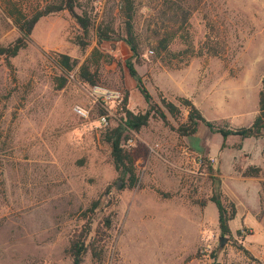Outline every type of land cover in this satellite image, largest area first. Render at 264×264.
<instances>
[{
  "label": "rangeland",
  "instance_id": "rangeland-1",
  "mask_svg": "<svg viewBox=\"0 0 264 264\" xmlns=\"http://www.w3.org/2000/svg\"><path fill=\"white\" fill-rule=\"evenodd\" d=\"M181 1L191 13L184 29L163 25L161 0H136L138 57L123 40L98 45L94 30L82 48L75 42L82 31L68 10L42 17L11 65L0 56V264H72L68 248L73 230L85 222L81 211L118 176L104 135L124 112L109 99L112 112L101 124L107 109L77 68L63 87L57 79L63 76L58 53L81 64L95 46L104 54L99 85L122 98L128 90V108L152 115L140 131H128L139 185L114 193L100 209L99 219L115 212L105 256L96 262L88 252L82 264H264V164L257 163L264 135L224 139L203 123L194 134H181L188 110L181 105L175 118L161 100L180 105V96L189 97L216 125L251 124L264 77V0ZM92 3L96 21H114L121 32L119 0ZM166 28L176 33L171 52L157 55V34ZM183 34L191 42L188 52ZM18 36L0 6V45ZM210 40L216 50L206 52ZM128 59L166 120L154 114ZM76 105L89 116L78 115ZM251 165L261 167L258 176L243 175ZM216 186L237 206L223 246L210 199Z\"/></svg>",
  "mask_w": 264,
  "mask_h": 264
},
{
  "label": "trees",
  "instance_id": "trees-1",
  "mask_svg": "<svg viewBox=\"0 0 264 264\" xmlns=\"http://www.w3.org/2000/svg\"><path fill=\"white\" fill-rule=\"evenodd\" d=\"M92 2L93 0H0V6L4 13L13 21L19 31V36L13 42L7 45H0V56L11 65L10 59L17 56L22 49L28 46L37 22L42 17L63 10L70 11L75 21L79 24L82 35L77 36L75 42L82 48L89 45L87 38L90 32L94 30L98 45L105 40H123L129 45L134 56H140L142 53V40L136 28V0H119V16L122 24L121 32L115 28L114 21L105 19L99 20V22L96 21L90 9L92 8ZM160 5V20L165 27H167L168 23L172 22L180 24L179 29L185 28L191 13L188 8H185L181 0H161ZM77 10H81V12L79 13ZM157 35L159 36L155 47L157 55L171 52L170 45L176 33L166 28L163 32L162 30L158 32ZM182 36L184 42L188 44V52L191 42L184 34ZM206 47L208 48L206 52L216 50L211 40L207 42ZM103 56L104 54L97 46L93 48L90 56L81 64L69 54L58 53L56 55V62L63 72V76L57 78L60 81V87H63L67 83L68 78L66 75L74 72L76 68V75L82 82L88 85L100 84L102 74L99 72V66ZM112 61L109 60V62ZM127 66L130 74L137 81V85L146 101L151 104L152 96L138 74L134 62L128 59ZM161 100L163 106L175 118L180 117L182 114L181 105L188 110L187 120L182 122L178 127L181 134L190 136L203 123L210 129L221 133L224 139L230 135H239L243 138L264 135V77L262 78V85L259 91V111L251 124L241 127L231 128L216 125L214 122L207 120L189 97L180 96V105L165 97H162ZM128 103L129 91L126 90L119 104V108L124 112V118L117 125L108 127L104 135L105 140L110 145V154L118 171V176L106 186L98 197L92 199L89 205L81 211V219L85 222L82 226H78L73 230L68 248L72 264H82L88 252L91 253L93 261L101 262L104 259L105 245L110 237L108 230L113 226L115 212L105 214L100 219L98 218V213L104 204L113 198L114 193L124 189H132L139 185L140 177L137 168V155L133 148L126 146V142L131 137L128 131L138 132L143 126L148 125L152 110L149 109L146 112L136 113L128 108ZM151 108L154 110V114L166 120V114L162 107L154 104ZM103 112L104 110H101V113ZM260 172L261 167L251 165L244 169L243 175L258 176ZM210 199L216 204L218 209L219 228L222 236H231L230 221L237 214L235 202L229 200L220 187L217 186L214 188Z\"/></svg>",
  "mask_w": 264,
  "mask_h": 264
},
{
  "label": "built area",
  "instance_id": "built-area-1",
  "mask_svg": "<svg viewBox=\"0 0 264 264\" xmlns=\"http://www.w3.org/2000/svg\"><path fill=\"white\" fill-rule=\"evenodd\" d=\"M90 94L96 100L101 102L104 105V107L107 109V112L104 114H101L98 118V121L101 124H107L109 116L112 112L110 106L108 105L110 103L109 99L113 100L116 105H119L123 99L121 92L118 90H109L102 85L96 84V85H90ZM74 110L81 117L89 116V111L87 110L86 107L82 105H76Z\"/></svg>",
  "mask_w": 264,
  "mask_h": 264
},
{
  "label": "crops",
  "instance_id": "crops-1",
  "mask_svg": "<svg viewBox=\"0 0 264 264\" xmlns=\"http://www.w3.org/2000/svg\"><path fill=\"white\" fill-rule=\"evenodd\" d=\"M247 139H249V138H253V139H256L257 137H246ZM263 150H264V145H262L261 146V148H259V155H260V160H259V162H257V163H259V164H264V152H263ZM253 164L255 163V162H252Z\"/></svg>",
  "mask_w": 264,
  "mask_h": 264
},
{
  "label": "water",
  "instance_id": "water-1",
  "mask_svg": "<svg viewBox=\"0 0 264 264\" xmlns=\"http://www.w3.org/2000/svg\"><path fill=\"white\" fill-rule=\"evenodd\" d=\"M227 239H228L227 236H221V245L222 246L226 243Z\"/></svg>",
  "mask_w": 264,
  "mask_h": 264
}]
</instances>
